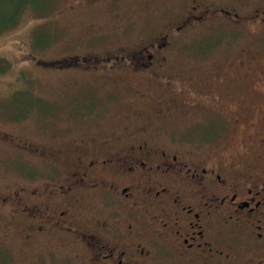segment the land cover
<instances>
[{"label":"flooded vegetation","instance_id":"af4514ba","mask_svg":"<svg viewBox=\"0 0 264 264\" xmlns=\"http://www.w3.org/2000/svg\"><path fill=\"white\" fill-rule=\"evenodd\" d=\"M89 1L95 0L79 4ZM73 8L70 4L59 13ZM221 19L237 28L241 24L248 33L233 62L243 72L199 76L195 69L208 66L197 62L173 78L177 40L194 27L218 29ZM190 42L186 52L195 40L186 45ZM97 49L60 52L48 68L94 71L110 79L124 73L167 91L178 85L187 104L181 97L138 90L128 81L131 94L118 112L123 123L108 135L97 125H78L81 135L64 148L22 140L23 152L49 169L34 175L31 188L21 185L13 197L0 195V204L21 215L23 224L12 228L21 240L36 241L33 264H47L43 250L51 240L60 242L52 246L62 252L61 264H264V4L239 13L210 0H189L179 24L133 46L101 55ZM178 108L231 112L213 116L209 127L239 132L241 152L204 156L193 148L206 143L204 138H195L197 143L170 135L161 139L163 121ZM52 109L59 112L55 105ZM68 116L77 119L70 110ZM56 119L48 120V127ZM71 124L49 128L73 135Z\"/></svg>","mask_w":264,"mask_h":264},{"label":"rangeland","instance_id":"374dc122","mask_svg":"<svg viewBox=\"0 0 264 264\" xmlns=\"http://www.w3.org/2000/svg\"><path fill=\"white\" fill-rule=\"evenodd\" d=\"M18 1L20 0H0V24L9 20L10 15H5L4 12L11 11ZM188 1L95 0L79 4V0H33L36 7L26 4L21 9L17 21L8 29L0 30V56L7 57L10 62L6 72L0 74L1 196L13 197L12 193L21 185H27V189L31 188L35 180L34 175L42 174V171L45 173L49 169V165H43L41 159L23 152L22 140L35 139L42 144L53 143L64 148L73 145L79 138L78 135H81L76 129L78 125H97V130L106 135L110 130L120 127L123 120L118 114L121 110L119 104L131 94L132 87L126 84L128 81L138 90L150 91L155 95H172L177 99L181 97L187 104V99L179 92L178 85H172L167 91L156 89L146 81L124 73L110 79L94 71L53 72L48 68V62L53 59V55L60 52L62 56L79 50L89 52L87 48L98 47L96 53L101 55L117 46H133L156 34L158 30L179 24L187 12ZM210 1L227 8L232 7L239 13H246L255 6L264 4V0ZM70 4L74 5L72 10L59 13ZM216 24L218 29L194 27L177 40L171 58L177 65L175 70L170 71L173 72V78L177 79L179 72L185 74L186 69L195 67L197 62L202 67L208 66L203 68L205 71L199 72L200 69H195L194 73L199 76H209L216 70L243 72L242 69L238 70L233 62L241 45L248 39L245 27L243 29L239 24L240 28H237L238 25H232L223 19L218 20ZM248 24L249 22L245 21V25ZM33 31L36 35L32 40H44L46 43L43 46L38 47L36 43H31ZM187 40H195L188 52L185 48L190 47L192 42L186 45ZM209 63L210 65H206ZM18 71L23 72L20 77L17 76ZM17 87L21 88L16 94L13 91ZM191 91L192 88L189 89V92ZM32 99L35 101V108L29 109L28 105L19 111L16 109L21 104L32 103ZM219 104L225 106L224 102ZM54 105L59 108L58 113L52 109ZM181 105L180 102L179 106ZM76 106L80 108L77 109ZM69 110L77 119L72 121L69 118ZM48 111H51V114H47ZM96 112L97 118L92 117ZM23 115L25 116L21 117ZM215 115L226 116L231 115V112L219 110L210 113L206 110L184 111L178 108L163 121L164 127L158 132L159 137L163 139L170 135L194 143H197L195 138H204L206 143L193 147L204 156H229L241 152L239 132L236 133L238 135L229 133L223 127L215 132L210 129V121ZM55 117L57 122H52L49 127H65L72 122L71 125L75 127L73 135L62 129L51 130L47 121ZM67 157L71 159L69 154ZM61 161L69 162L64 159ZM22 224L21 215L13 211L12 205L0 204V264H33L36 241H23L12 229ZM40 238L44 239V236L41 235ZM50 243L48 242L43 250L47 264H61L58 260H62V257H59L62 252L52 246H60V242L51 240ZM76 252L73 247L69 253L73 255Z\"/></svg>","mask_w":264,"mask_h":264},{"label":"trees","instance_id":"16d2710c","mask_svg":"<svg viewBox=\"0 0 264 264\" xmlns=\"http://www.w3.org/2000/svg\"><path fill=\"white\" fill-rule=\"evenodd\" d=\"M35 2H33V0H31V1H28V0H23V1H18L17 3H16V5L14 6V8L13 9H11V11H9V12H4V14L6 15V13H7V15L9 14L10 16H9V20L7 21V22H2L1 24H0V30H5V29H8L9 28V26H11L12 24H14L16 21H17V19H18V17H19V14H20V11H21V9L26 5V4H30V5H32L33 7H36L37 5L36 4H34ZM7 17V16H6ZM217 29V28H216ZM35 35H36V32H34L33 31V33H32V36H31V41L33 42V43H36L37 45H42L43 43H45V41L43 40L42 42H39V41H37V42H35V41H33L32 39H33V37H35ZM45 39V38H44ZM10 62H9V60H8V58L7 57H5V56H0V74L1 73H5L6 72V69H8V67L10 66V64H9ZM23 74V72L22 71H18L17 72V76H21ZM19 82H20V80H18ZM22 82V81H21ZM20 88L21 87H17L16 88V90H14L13 92H16V94L17 93H19L20 92ZM28 105H30L29 106V109L31 108H35V101H33V99H32V103H30V104H21V106H18L16 109L19 111L23 106H28ZM28 109V110H29ZM49 112V111H48ZM47 112V113H48Z\"/></svg>","mask_w":264,"mask_h":264}]
</instances>
